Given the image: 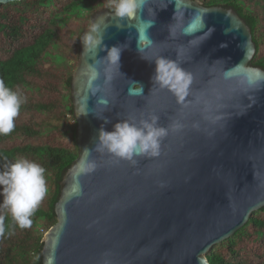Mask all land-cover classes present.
I'll list each match as a JSON object with an SVG mask.
<instances>
[{
  "label": "water",
  "instance_id": "95a60500",
  "mask_svg": "<svg viewBox=\"0 0 264 264\" xmlns=\"http://www.w3.org/2000/svg\"><path fill=\"white\" fill-rule=\"evenodd\" d=\"M169 3L147 0L140 17L131 21L101 11L81 37L72 81L80 154L61 183L58 223L43 238V264H198L201 253L210 264L212 247L264 208V70L251 66L256 53L251 29L232 9L182 0L185 22L198 11L205 27L184 36L177 26L173 37L175 0ZM153 18L148 29L143 21ZM93 28L103 48L123 49L119 73L110 82L106 65H98L96 96L88 92L85 72L107 52L84 48ZM209 29L214 31L202 42L189 43ZM141 33L151 47L139 48ZM160 57L193 76L183 107L153 79ZM136 85L142 94L129 95ZM100 98L108 101L106 108L98 104ZM153 115L160 127L183 118L188 125L164 138L160 157L136 156L133 164L98 150L102 126L111 132L127 120L139 127ZM194 123L199 130L191 127ZM82 162L94 163L95 170L80 173ZM77 184L79 195L72 191Z\"/></svg>",
  "mask_w": 264,
  "mask_h": 264
},
{
  "label": "trees",
  "instance_id": "16d2710c",
  "mask_svg": "<svg viewBox=\"0 0 264 264\" xmlns=\"http://www.w3.org/2000/svg\"><path fill=\"white\" fill-rule=\"evenodd\" d=\"M199 1L232 9L246 22L256 44L251 66L264 70V0ZM101 11L112 12L108 0L0 3V81L26 98L13 132L0 136V171L26 158L46 169L48 188L29 228H20L0 207V264H43V238L58 223L61 183L80 154L72 100L80 40ZM207 258L210 264H264V208Z\"/></svg>",
  "mask_w": 264,
  "mask_h": 264
},
{
  "label": "clouds",
  "instance_id": "9594fccd",
  "mask_svg": "<svg viewBox=\"0 0 264 264\" xmlns=\"http://www.w3.org/2000/svg\"><path fill=\"white\" fill-rule=\"evenodd\" d=\"M173 0H170L171 4ZM147 0H108V7L112 10L113 16L121 21H131L140 17L144 10ZM167 7V6H166ZM165 7V8H166ZM155 17V13H154ZM185 13L182 11V0H175V11L173 15L174 24L170 25V33L175 37L177 26L181 27V33L184 36H194L205 27L204 15L198 11L190 16L185 22ZM143 23L149 29L155 23V18L144 20ZM119 27V25L117 26ZM95 28L87 33L83 39L85 49L94 48L107 52V55L100 60L95 59L94 63L88 65L85 75L87 77L86 87L91 96H96L100 91L96 83L100 79L98 65H106L104 70L105 81L110 82L114 75L119 73L120 57L122 47L114 46L111 49L102 47V39L94 36ZM214 29H209L203 36L196 37L189 43L196 45L206 39ZM146 43H142L145 42ZM140 49L152 46V41L148 39L145 33H141L138 38ZM226 45H222L224 47ZM147 59V57H142ZM154 81L160 88H167L174 93L177 102L184 106V101L189 94V88L193 83V76L186 72L177 62L160 57L155 60ZM239 67V65H237ZM135 83V82H133ZM142 86L136 85L129 88V95H141ZM26 103V98L19 92L6 87L3 81H0V136H7L15 129L14 120L18 117L22 104ZM98 104L107 107L108 101L104 98L98 100ZM87 105L83 114H87ZM208 119L207 116L204 117ZM158 117L153 115L151 121L142 120L140 126L129 123L127 120L115 124L114 130L106 131L103 126L99 132L98 150L106 149L115 157L135 164L134 157L158 158L162 154V142L169 133L179 134L188 126L182 120H175L168 128L157 125ZM219 120L220 117H216ZM107 123V121H105ZM192 128L199 130L200 125L194 123ZM85 154L89 150L85 149ZM96 168L94 163L82 162L79 165L80 173H90ZM46 169L40 164L30 161L26 158H17L14 163L6 165L3 171H0V196L3 197L0 207L11 213L13 220L20 228H29L32 226L31 217L35 209L40 205L48 194L47 181L45 177ZM72 191L80 194V188L77 184ZM198 264H205L203 253L197 257Z\"/></svg>",
  "mask_w": 264,
  "mask_h": 264
}]
</instances>
